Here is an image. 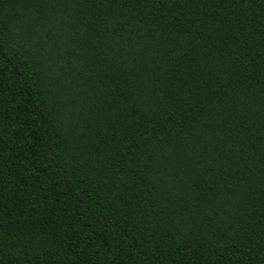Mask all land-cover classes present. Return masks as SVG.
Returning a JSON list of instances; mask_svg holds the SVG:
<instances>
[{"label":"trees","instance_id":"1","mask_svg":"<svg viewBox=\"0 0 264 264\" xmlns=\"http://www.w3.org/2000/svg\"><path fill=\"white\" fill-rule=\"evenodd\" d=\"M0 264H264V0H0Z\"/></svg>","mask_w":264,"mask_h":264}]
</instances>
